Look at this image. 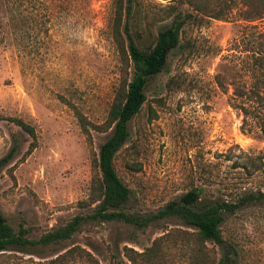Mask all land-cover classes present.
<instances>
[{"label":"rangeland","instance_id":"1","mask_svg":"<svg viewBox=\"0 0 264 264\" xmlns=\"http://www.w3.org/2000/svg\"><path fill=\"white\" fill-rule=\"evenodd\" d=\"M114 1L0 0V159L14 142L18 147L0 170V210L15 230L23 225L29 239L80 213L78 203L97 175L94 161L111 133L102 127L120 83L111 37ZM134 1L129 31L143 46L153 43L172 11L191 12L178 0ZM205 1L215 15L227 14L185 27L187 47L171 52L166 69L148 81L147 100L116 154L131 211L156 212L193 187L226 201L264 191V138L257 135L259 125L255 133L241 130L243 115L229 100L231 81L256 83L255 57L264 55L263 4ZM11 118L33 127L29 154L33 139ZM180 230L187 229L174 219L144 231L103 223L34 255L5 252L0 264H88L76 255L57 258L73 247L110 264L116 245L124 259L123 247L142 253L166 233L162 264H187V245L177 246ZM221 232L239 264H264V204L227 215ZM207 247L219 256L217 246Z\"/></svg>","mask_w":264,"mask_h":264},{"label":"trees","instance_id":"2","mask_svg":"<svg viewBox=\"0 0 264 264\" xmlns=\"http://www.w3.org/2000/svg\"><path fill=\"white\" fill-rule=\"evenodd\" d=\"M134 2L114 1L111 37L121 61L120 83L102 127L111 133L99 146L98 156L94 161L97 175L91 181L87 198L78 203L81 212L66 224L33 240L29 239L28 230L23 225H19L17 230L12 228L0 210V256L5 252L34 255L44 248L70 241L88 226L115 223L144 231L154 224L174 219L187 229L176 231L179 232L177 236L181 241L177 246L183 248L184 244L187 245L184 250L187 264H239L236 252L223 239L221 224L227 215H233L249 205L264 204V191L246 193L235 201H226L219 197H207L202 188L193 187L156 212L140 213L128 209L131 192L114 167L117 152L130 138L129 123L147 100L145 88L148 81L166 69L171 52L184 51L187 47L182 41L185 27L203 17L211 18L212 15V18L222 19L227 12L218 11L221 13L215 15L208 9L209 3L205 0H178L191 12L172 11L168 15L169 22L159 28L153 43L143 46L137 41L139 37L133 38L129 31V18ZM260 2L263 4L260 15H264V0ZM167 8L173 9L172 6ZM255 60L259 71L256 83L249 86L244 79L231 81L229 85L233 88V94L229 100L231 107L243 115L241 130L252 133L254 127L259 125L256 129L257 135L264 138V96H261L264 95V55L255 57ZM9 120L32 137L33 143L27 151L29 154L35 146L36 135L33 127L21 119ZM17 148L14 142L8 154L0 159V170L13 159ZM169 234L156 238L142 253L123 247L121 255L124 259L118 255L119 249L116 245L110 249V264H162V243ZM207 244L218 247V257ZM68 255H76L88 264H99L91 253L79 247H73L57 258H66Z\"/></svg>","mask_w":264,"mask_h":264}]
</instances>
